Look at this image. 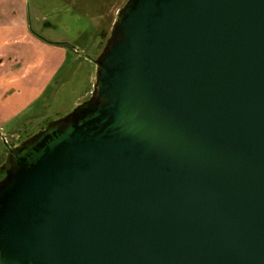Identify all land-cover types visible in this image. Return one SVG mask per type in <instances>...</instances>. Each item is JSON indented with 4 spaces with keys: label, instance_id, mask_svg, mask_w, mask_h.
<instances>
[{
    "label": "water",
    "instance_id": "water-1",
    "mask_svg": "<svg viewBox=\"0 0 264 264\" xmlns=\"http://www.w3.org/2000/svg\"><path fill=\"white\" fill-rule=\"evenodd\" d=\"M94 65L8 151L0 264H264V0H126Z\"/></svg>",
    "mask_w": 264,
    "mask_h": 264
},
{
    "label": "crops",
    "instance_id": "crops-1",
    "mask_svg": "<svg viewBox=\"0 0 264 264\" xmlns=\"http://www.w3.org/2000/svg\"><path fill=\"white\" fill-rule=\"evenodd\" d=\"M42 20L30 17L28 0H0V130L6 138V143L0 139V164L10 149L55 120L41 115L44 108L50 114H68L92 93L94 61L78 58V53L68 61L69 49L43 35ZM103 41L94 46L95 55ZM76 61L80 70L78 65L71 68ZM66 63L69 68L62 75ZM78 74L85 79L80 91ZM66 89L69 94L76 89L71 99L61 98Z\"/></svg>",
    "mask_w": 264,
    "mask_h": 264
},
{
    "label": "rangeland",
    "instance_id": "rangeland-1",
    "mask_svg": "<svg viewBox=\"0 0 264 264\" xmlns=\"http://www.w3.org/2000/svg\"><path fill=\"white\" fill-rule=\"evenodd\" d=\"M125 2L126 0H28V7L31 18L43 19V22H39L41 31L44 32L43 35L54 41H60L62 47L69 49L68 61L73 60L76 53H78V58L95 61L101 52L95 55L96 47L94 46H97L104 39L102 42L104 48L116 14ZM103 34L104 37L107 35L106 38L102 37ZM79 65V62H73L71 68L74 69L76 66L79 68ZM68 68L66 63L61 70V74L66 75L65 70ZM94 72L95 67L93 76ZM78 77H80V80L77 82L76 89L80 91L81 87L84 86L85 79L79 74ZM74 81L76 80L74 79ZM76 89L71 94L66 89L61 98L71 99L72 95L76 93ZM44 113L41 115L47 119H55L53 121L58 120L56 116L60 117L62 115L65 117L67 115L50 114V108L48 107L44 108ZM40 125L43 127L45 124Z\"/></svg>",
    "mask_w": 264,
    "mask_h": 264
},
{
    "label": "trees",
    "instance_id": "trees-1",
    "mask_svg": "<svg viewBox=\"0 0 264 264\" xmlns=\"http://www.w3.org/2000/svg\"><path fill=\"white\" fill-rule=\"evenodd\" d=\"M6 166H7V164H6V158H5V161L0 164V177H1L2 173L4 172V170L6 169Z\"/></svg>",
    "mask_w": 264,
    "mask_h": 264
},
{
    "label": "built area",
    "instance_id": "built-area-1",
    "mask_svg": "<svg viewBox=\"0 0 264 264\" xmlns=\"http://www.w3.org/2000/svg\"><path fill=\"white\" fill-rule=\"evenodd\" d=\"M0 138H1V140H2L4 143H6V138H5V136L2 135L1 133H0Z\"/></svg>",
    "mask_w": 264,
    "mask_h": 264
},
{
    "label": "flooded vegetation",
    "instance_id": "flooded-vegetation-1",
    "mask_svg": "<svg viewBox=\"0 0 264 264\" xmlns=\"http://www.w3.org/2000/svg\"><path fill=\"white\" fill-rule=\"evenodd\" d=\"M114 23V22H113ZM112 26H113V24H112ZM111 29H112V27H111ZM110 33H111V30H110ZM110 33H109V35H110Z\"/></svg>",
    "mask_w": 264,
    "mask_h": 264
}]
</instances>
